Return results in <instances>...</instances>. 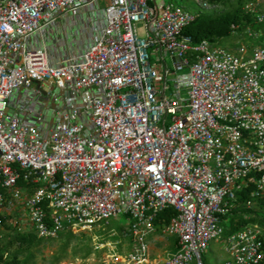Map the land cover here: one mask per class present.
Instances as JSON below:
<instances>
[{
    "label": "built area",
    "instance_id": "1",
    "mask_svg": "<svg viewBox=\"0 0 264 264\" xmlns=\"http://www.w3.org/2000/svg\"><path fill=\"white\" fill-rule=\"evenodd\" d=\"M246 9L264 23L261 0ZM89 10L92 27L52 62L48 31ZM196 15L165 0H0V212L22 209L43 239L89 238L59 264H205L239 192L246 209L264 202V30L247 26L236 47L194 43L183 30ZM19 90L49 100L51 122L35 103L10 110ZM119 213L124 237L97 230ZM159 230L175 250L152 263ZM224 248L222 264H264V224Z\"/></svg>",
    "mask_w": 264,
    "mask_h": 264
},
{
    "label": "rangeland",
    "instance_id": "2",
    "mask_svg": "<svg viewBox=\"0 0 264 264\" xmlns=\"http://www.w3.org/2000/svg\"><path fill=\"white\" fill-rule=\"evenodd\" d=\"M166 2H174L183 7L190 9L191 11L208 15H217L228 11L234 4V0H230L225 3L211 4L207 6L203 3H199L195 0H165ZM252 1V0H251ZM262 8L264 9V0H261ZM103 7V5H101ZM98 9V8H94ZM96 15L91 14V10L80 13L77 20L73 18L70 19H60L56 24L63 28L61 32L56 34V39H70L71 42L75 39L76 42L80 39L81 34L87 29V27H92V23ZM240 40L228 41L223 43L222 46L236 47ZM69 45V41H67ZM71 46V45H70ZM187 70V69H186ZM42 114L46 115V121L51 122V109H46L42 111ZM254 210L257 211L261 220H264V206H253ZM9 223H11L17 230H28L31 229L28 223L27 214L22 210H15L8 213ZM227 220L229 217L226 218ZM107 222V221H106ZM105 222V229L101 233H107L110 229H115L118 231L120 237H124L123 231L129 226L130 219L127 214L119 213L117 216L108 219V223ZM228 222V221H226ZM264 224V223H263ZM103 231V232H102ZM9 232V229L5 225H0V237L5 236ZM100 233V232H99ZM68 232L62 233V235L57 238H45L41 241L38 246H34L32 249L34 251V258L29 264H59L61 261L66 259H73L78 256H82L86 251V248L90 246L89 238L83 234H74L71 238H68ZM129 243V238L124 239ZM65 243H68L67 247L64 249ZM225 236H222L218 240L211 242L210 246L202 253V258L205 264H222L228 255L225 252ZM15 245L11 248L10 252L17 248ZM130 246L128 245L124 250L128 251ZM166 250H175V236L166 237L159 230L155 238L152 241L151 246V262L159 263V259ZM165 254V253H164ZM22 257V255H21Z\"/></svg>",
    "mask_w": 264,
    "mask_h": 264
},
{
    "label": "trees",
    "instance_id": "3",
    "mask_svg": "<svg viewBox=\"0 0 264 264\" xmlns=\"http://www.w3.org/2000/svg\"><path fill=\"white\" fill-rule=\"evenodd\" d=\"M211 4L225 3L230 0H205ZM251 0H234L232 7L221 14L208 15L203 13H197L193 22L189 23L184 28V33L190 35L194 43L202 40H209L214 45H222L228 41L242 40L240 33L247 26L252 27L255 30L263 29L264 23L258 24L255 21V17L251 12L246 9V4ZM239 26L238 33H232L234 27ZM264 35L261 36V39ZM242 42H246L244 39ZM239 209L233 211L228 217L224 219V236L236 230L239 226L246 222H261V216L257 211L245 208V201L247 194L239 192ZM256 205L264 206V202H258ZM243 213H249L248 218L243 217ZM176 215V210L173 207H168L159 213L157 217V226H163L168 223L173 216ZM9 214L0 212V225H5L9 229V232L5 236L0 237V264H29L34 258L33 247L38 246L43 240L42 237H38L32 229L17 230L11 223H9ZM228 221V222H226ZM68 238H71L74 234L68 232ZM62 235V233H61ZM18 245L13 251L11 248ZM68 243H65L64 249ZM91 251V247L88 246L83 255L88 254ZM22 255V257H21Z\"/></svg>",
    "mask_w": 264,
    "mask_h": 264
},
{
    "label": "crops",
    "instance_id": "4",
    "mask_svg": "<svg viewBox=\"0 0 264 264\" xmlns=\"http://www.w3.org/2000/svg\"><path fill=\"white\" fill-rule=\"evenodd\" d=\"M73 18L74 20H77L79 15H68L67 17H64V19H70ZM63 19V18H62ZM63 28H60L57 24H55L47 33L46 35V42L45 44L48 46L52 57H50L52 62H55L62 57L63 53L71 52L76 47H74V44L76 40L74 39L73 42L70 41V39H56V34L61 32ZM67 41H69V45L67 44ZM71 45V46H70ZM29 103H35L37 106H43V108L52 107L53 105L49 100H47L45 97H31L30 95H26V92L23 90H19L16 92V94L11 99V106L10 110L14 112L22 113L24 110L28 107ZM44 110V109H43Z\"/></svg>",
    "mask_w": 264,
    "mask_h": 264
}]
</instances>
